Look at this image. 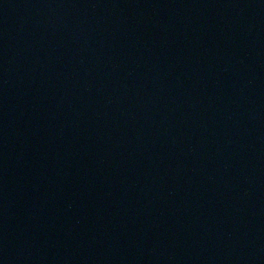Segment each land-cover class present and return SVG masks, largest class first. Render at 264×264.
I'll return each mask as SVG.
<instances>
[{"label":"water","instance_id":"obj_1","mask_svg":"<svg viewBox=\"0 0 264 264\" xmlns=\"http://www.w3.org/2000/svg\"><path fill=\"white\" fill-rule=\"evenodd\" d=\"M0 264H264V0H0Z\"/></svg>","mask_w":264,"mask_h":264}]
</instances>
